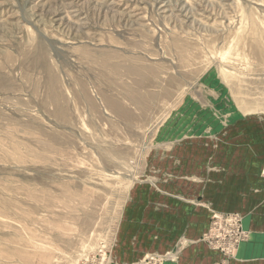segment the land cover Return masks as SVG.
<instances>
[{
    "label": "rangeland",
    "instance_id": "obj_1",
    "mask_svg": "<svg viewBox=\"0 0 264 264\" xmlns=\"http://www.w3.org/2000/svg\"><path fill=\"white\" fill-rule=\"evenodd\" d=\"M263 172L264 0H0V264H116L165 214L229 264Z\"/></svg>",
    "mask_w": 264,
    "mask_h": 264
},
{
    "label": "crops",
    "instance_id": "obj_2",
    "mask_svg": "<svg viewBox=\"0 0 264 264\" xmlns=\"http://www.w3.org/2000/svg\"><path fill=\"white\" fill-rule=\"evenodd\" d=\"M214 184L221 190L225 187L227 192L214 193L210 199L212 207L215 210L230 211L228 182L217 180ZM240 192V201L243 203L239 205L242 222L251 239L257 243L242 249L240 258L230 260L229 264H254L251 263V259L255 257L259 258V263L255 264H264V178L260 176L258 182L254 179ZM164 216L160 217L163 219L159 221L160 227L157 230L160 232L157 235L153 234L152 217L147 216L148 237L146 239L130 238L117 241L114 246V262L116 264H137L149 255L161 257V264H214L222 258L221 254L210 251L206 246L195 244L187 249L184 245L177 254H172L177 238L184 237V233L179 234L177 228L174 232H170L174 225L169 224L166 214ZM198 236L199 234L195 236L194 233L193 237Z\"/></svg>",
    "mask_w": 264,
    "mask_h": 264
},
{
    "label": "built area",
    "instance_id": "obj_3",
    "mask_svg": "<svg viewBox=\"0 0 264 264\" xmlns=\"http://www.w3.org/2000/svg\"><path fill=\"white\" fill-rule=\"evenodd\" d=\"M263 174H264V172H263Z\"/></svg>",
    "mask_w": 264,
    "mask_h": 264
}]
</instances>
